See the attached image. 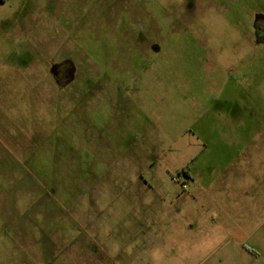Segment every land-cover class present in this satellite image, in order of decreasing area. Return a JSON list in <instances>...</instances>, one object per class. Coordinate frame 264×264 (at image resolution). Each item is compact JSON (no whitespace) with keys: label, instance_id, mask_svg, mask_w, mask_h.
Segmentation results:
<instances>
[{"label":"rangeland","instance_id":"374dc122","mask_svg":"<svg viewBox=\"0 0 264 264\" xmlns=\"http://www.w3.org/2000/svg\"><path fill=\"white\" fill-rule=\"evenodd\" d=\"M255 13L0 0V264H264ZM64 60L72 82L50 73Z\"/></svg>","mask_w":264,"mask_h":264},{"label":"flooded vegetation","instance_id":"af4514ba","mask_svg":"<svg viewBox=\"0 0 264 264\" xmlns=\"http://www.w3.org/2000/svg\"><path fill=\"white\" fill-rule=\"evenodd\" d=\"M263 20H259L258 22H256V24H258L259 22H262ZM252 37L254 39L255 43H264V28L260 25V23L258 25H254L253 27V31H252ZM56 65L54 74L51 73V75L58 81L60 82H72L74 79V75H75V67L72 65V63H70L67 60H64L62 63H57V64H53ZM52 66V65H51ZM74 67V73H73V78L71 80H69V77L67 75V72L69 70V68ZM65 68V69H64Z\"/></svg>","mask_w":264,"mask_h":264},{"label":"crops","instance_id":"0c3cea01","mask_svg":"<svg viewBox=\"0 0 264 264\" xmlns=\"http://www.w3.org/2000/svg\"><path fill=\"white\" fill-rule=\"evenodd\" d=\"M212 205H208L205 209H201V210H197V218H199V216H201V214H208L209 212L211 213L212 212ZM215 209H217V211L220 213L221 215V219H227L228 217H230L232 214L230 212H228L227 210L224 209V207H220V206H217L215 207ZM239 214V212L237 213V215ZM211 229H212V226L213 228L215 229L214 232H212V234L209 236L210 238L212 239H218V238H221L223 236V234H220V227L217 225V224H214V222H212L211 224Z\"/></svg>","mask_w":264,"mask_h":264},{"label":"water","instance_id":"95a60500","mask_svg":"<svg viewBox=\"0 0 264 264\" xmlns=\"http://www.w3.org/2000/svg\"><path fill=\"white\" fill-rule=\"evenodd\" d=\"M262 19H264L263 14H261V13H255L254 14V17H253L254 22H257V21L262 20ZM55 68H56V65H52L50 67V73L54 74ZM73 73H74V67L69 68V70L67 72L69 80H71L73 78Z\"/></svg>","mask_w":264,"mask_h":264}]
</instances>
